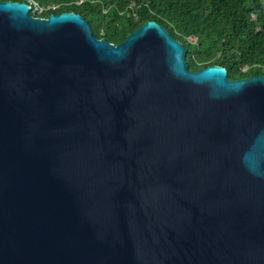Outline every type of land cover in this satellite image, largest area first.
<instances>
[{
    "label": "water",
    "instance_id": "water-1",
    "mask_svg": "<svg viewBox=\"0 0 264 264\" xmlns=\"http://www.w3.org/2000/svg\"><path fill=\"white\" fill-rule=\"evenodd\" d=\"M186 54L0 1V264H264V75Z\"/></svg>",
    "mask_w": 264,
    "mask_h": 264
},
{
    "label": "trees",
    "instance_id": "trees-1",
    "mask_svg": "<svg viewBox=\"0 0 264 264\" xmlns=\"http://www.w3.org/2000/svg\"><path fill=\"white\" fill-rule=\"evenodd\" d=\"M35 1L57 6L43 17L79 13L95 37L114 44L146 20H155L185 45L191 70L220 65L233 79L264 75V0Z\"/></svg>",
    "mask_w": 264,
    "mask_h": 264
},
{
    "label": "built area",
    "instance_id": "built-area-1",
    "mask_svg": "<svg viewBox=\"0 0 264 264\" xmlns=\"http://www.w3.org/2000/svg\"><path fill=\"white\" fill-rule=\"evenodd\" d=\"M24 2L28 3L30 6V14L37 17H43L42 15L50 10V9H56V5H50L47 7L42 6L35 0H23Z\"/></svg>",
    "mask_w": 264,
    "mask_h": 264
}]
</instances>
